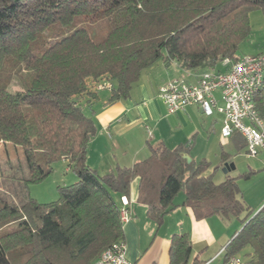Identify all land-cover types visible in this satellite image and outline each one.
<instances>
[{"label":"trees","instance_id":"1","mask_svg":"<svg viewBox=\"0 0 264 264\" xmlns=\"http://www.w3.org/2000/svg\"><path fill=\"white\" fill-rule=\"evenodd\" d=\"M255 9L264 12V0H0V142L19 146L29 171L27 178L19 169L3 175L20 183L22 198L0 196V225L18 224L0 234V264L93 263L125 241L121 197L135 179L138 201L159 225L184 191L197 219H241L225 260L248 247L244 264H264V205L252 211L236 177L216 183L209 161L188 162L187 145H157L150 158L109 173L87 160L102 90L110 92L107 104L129 98L160 60L220 70L224 59L239 57ZM228 159L223 152L215 168ZM58 160L78 180L41 203L27 187L44 181ZM191 246L189 234L174 233L170 264L203 263H190Z\"/></svg>","mask_w":264,"mask_h":264},{"label":"crops","instance_id":"2","mask_svg":"<svg viewBox=\"0 0 264 264\" xmlns=\"http://www.w3.org/2000/svg\"><path fill=\"white\" fill-rule=\"evenodd\" d=\"M259 53L264 51L238 56ZM162 61L142 72L129 98L107 104L109 90L108 95L101 94L105 90L100 93V99L93 106L98 130L88 146L87 159L90 167L97 172L109 173L118 167H132L150 158L154 147L161 144L170 149L187 145V154L196 163L208 161L207 153L217 144L222 148L235 145L238 150L243 148L247 151L246 141L240 133L223 137L224 115L218 111L207 115L199 105L194 104L179 113L167 112L165 103L159 97L160 86L173 78L195 83L204 70L182 68L175 60L168 63ZM217 68L226 70L222 64H218ZM157 69L159 73L153 75ZM215 94L221 101V92ZM258 97V113L264 119V90ZM223 152L228 154L225 150ZM262 158L264 161V154ZM135 180L130 196L126 195L130 201L131 221L124 224L127 255L134 264H170L169 247L174 233L189 234L193 247L190 263L211 260V264H222L225 261L224 249L237 229L233 231V226L225 227L219 215L209 219L195 218L193 210L184 203L185 196L175 198L177 206L164 216L159 225L149 217L147 205L138 201L140 180Z\"/></svg>","mask_w":264,"mask_h":264},{"label":"built area","instance_id":"3","mask_svg":"<svg viewBox=\"0 0 264 264\" xmlns=\"http://www.w3.org/2000/svg\"><path fill=\"white\" fill-rule=\"evenodd\" d=\"M221 63L225 71L216 68L205 70L195 83L182 78L168 80L160 86L159 97L169 114L179 113L194 104L207 115L218 111L224 115L223 137L240 133L246 141L247 153L256 156L264 150V119L258 113L255 101L264 87V53L243 55L236 60L226 58ZM217 91L221 92V101L216 97ZM121 198V220L125 224L131 221L130 201L126 196ZM126 248L125 241L117 242L106 248L91 264H134L128 258ZM244 263L240 255H233L222 264ZM201 264H211V260Z\"/></svg>","mask_w":264,"mask_h":264},{"label":"rangeland","instance_id":"4","mask_svg":"<svg viewBox=\"0 0 264 264\" xmlns=\"http://www.w3.org/2000/svg\"><path fill=\"white\" fill-rule=\"evenodd\" d=\"M249 23L252 29L251 35L241 44V47L238 49V54L264 51V12L261 9L252 10ZM163 53L166 54L165 51H163ZM161 62L163 61L160 60L158 63ZM158 73L159 69L153 71V75ZM107 93L108 90L106 89L101 94L108 95ZM86 113L87 115L90 114L88 108ZM223 150L230 154L228 160L234 163L235 167L227 173L224 172L223 166L217 169L215 168L222 160ZM246 152L247 151L243 148L238 150L235 145L230 148L229 146L227 148H222L220 144H217L215 149L209 150V153H207L208 161L211 164L207 173L214 172L213 178L216 183H221L223 179L226 178L227 174L236 177L240 187L239 196L252 211H256L264 205V161H262L264 151L259 152L256 156H250ZM25 161L26 159L19 146L0 142V196H8L9 199L15 202H18L22 198L20 183L3 175L6 173V170L19 169L22 175L27 178L29 176V171ZM77 180L78 176L76 172L69 168L68 162L65 160H58L53 164V172L44 181L31 184L27 188H29L30 195L37 199V201L48 203L59 198V186L69 185L75 183ZM135 181L137 182L138 179ZM177 195V199L185 196L184 191ZM245 214L246 212L242 217H244ZM222 220L225 227L233 226V231L236 229L240 230L243 227L241 219L234 218V216L229 219H223L222 217ZM1 226L3 225H0L1 235L5 232L18 229L17 223ZM248 251L249 248L246 247L239 253L244 261L247 260L246 253Z\"/></svg>","mask_w":264,"mask_h":264},{"label":"water","instance_id":"5","mask_svg":"<svg viewBox=\"0 0 264 264\" xmlns=\"http://www.w3.org/2000/svg\"><path fill=\"white\" fill-rule=\"evenodd\" d=\"M183 156L188 160V162L192 161L191 157L188 156V154H184ZM234 168H235L234 163H232V162H226L225 165L223 166V170L226 173L229 172L230 170L234 169Z\"/></svg>","mask_w":264,"mask_h":264}]
</instances>
